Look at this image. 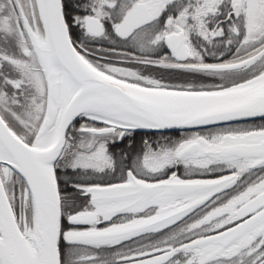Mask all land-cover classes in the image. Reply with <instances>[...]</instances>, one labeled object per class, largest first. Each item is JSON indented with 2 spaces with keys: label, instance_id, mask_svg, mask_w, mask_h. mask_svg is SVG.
<instances>
[{
  "label": "snow or ice",
  "instance_id": "6c2138e0",
  "mask_svg": "<svg viewBox=\"0 0 264 264\" xmlns=\"http://www.w3.org/2000/svg\"><path fill=\"white\" fill-rule=\"evenodd\" d=\"M0 264H264V0H0Z\"/></svg>",
  "mask_w": 264,
  "mask_h": 264
}]
</instances>
